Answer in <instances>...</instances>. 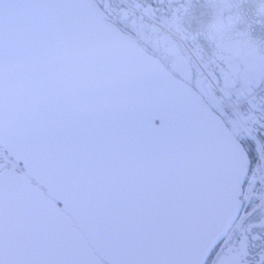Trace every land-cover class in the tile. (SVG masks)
<instances>
[{
    "label": "snow or ice",
    "instance_id": "obj_1",
    "mask_svg": "<svg viewBox=\"0 0 264 264\" xmlns=\"http://www.w3.org/2000/svg\"><path fill=\"white\" fill-rule=\"evenodd\" d=\"M9 28L0 22V59ZM262 127L254 135L264 141ZM237 140L254 169L256 141ZM231 175L189 109L142 87L75 111L0 101V264H199ZM236 201L228 264L253 253L259 262L264 223L250 201Z\"/></svg>",
    "mask_w": 264,
    "mask_h": 264
},
{
    "label": "water",
    "instance_id": "obj_2",
    "mask_svg": "<svg viewBox=\"0 0 264 264\" xmlns=\"http://www.w3.org/2000/svg\"><path fill=\"white\" fill-rule=\"evenodd\" d=\"M12 46L0 59V101L20 112L82 110L130 87L166 96L190 110L231 172L203 254L225 235L245 177L243 150L224 120L195 90L163 69L132 38L104 20L91 0H0ZM203 254L199 264H203Z\"/></svg>",
    "mask_w": 264,
    "mask_h": 264
},
{
    "label": "flooded vegetation",
    "instance_id": "obj_3",
    "mask_svg": "<svg viewBox=\"0 0 264 264\" xmlns=\"http://www.w3.org/2000/svg\"><path fill=\"white\" fill-rule=\"evenodd\" d=\"M91 1L106 21L193 88L237 137L250 135L255 149L264 152V141L254 135L257 125L264 126V0ZM227 103H240L243 125L229 114ZM242 149L247 180L257 179L245 192L249 209L253 220L264 223V169L258 163L249 170ZM240 211L244 217L246 209ZM238 226L230 225L208 264H228ZM245 264H264V259L257 262L253 253Z\"/></svg>",
    "mask_w": 264,
    "mask_h": 264
},
{
    "label": "rangeland",
    "instance_id": "obj_4",
    "mask_svg": "<svg viewBox=\"0 0 264 264\" xmlns=\"http://www.w3.org/2000/svg\"><path fill=\"white\" fill-rule=\"evenodd\" d=\"M264 200V199H263Z\"/></svg>",
    "mask_w": 264,
    "mask_h": 264
}]
</instances>
